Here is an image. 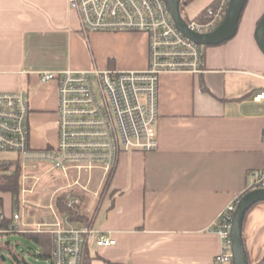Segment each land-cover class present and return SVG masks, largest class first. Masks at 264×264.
Masks as SVG:
<instances>
[{
    "label": "crops",
    "instance_id": "1",
    "mask_svg": "<svg viewBox=\"0 0 264 264\" xmlns=\"http://www.w3.org/2000/svg\"><path fill=\"white\" fill-rule=\"evenodd\" d=\"M220 1L195 0L186 9L189 20ZM263 15L264 0H248L236 36L204 48V74L161 75L159 147L120 153L91 213L97 233L116 244L97 247L91 241V257L94 245L102 264H215L222 248L216 221L250 192L251 173L264 168V101L254 99L264 90V54L255 37ZM148 48L142 33H85L69 0H0V92L28 93L36 149L58 142V83H42L40 73L143 71ZM16 157L8 161L19 162ZM93 178L96 193L106 178ZM0 211L14 214L10 193L0 192ZM244 238L251 263L261 262L264 203L249 214Z\"/></svg>",
    "mask_w": 264,
    "mask_h": 264
},
{
    "label": "built area",
    "instance_id": "2",
    "mask_svg": "<svg viewBox=\"0 0 264 264\" xmlns=\"http://www.w3.org/2000/svg\"><path fill=\"white\" fill-rule=\"evenodd\" d=\"M85 33H142L149 39L148 67L143 71L65 70L42 72V83H58V142L48 149L31 144L30 101L25 91L0 92V153L16 154L23 170L48 166L69 178L84 171L92 177L94 170L102 176L116 168L122 151L148 153L156 151L159 140V81L165 73L202 75L204 46L187 38L175 24L167 0H69ZM230 0H221L217 9H210L204 20L186 22L197 34L215 32L223 23ZM255 101H264V90ZM250 191L264 190V168L252 172ZM97 195V194H96ZM240 199L229 206L216 221L213 231L220 237L222 248L215 264H233V218ZM66 207L77 212L84 209L83 197L68 192ZM0 236L28 232L21 216L8 218L0 211ZM57 222L38 225L52 228L53 253L50 264H83L91 241L97 247H111L116 241L97 233L92 225L72 226ZM64 223V222H63Z\"/></svg>",
    "mask_w": 264,
    "mask_h": 264
},
{
    "label": "rangeland",
    "instance_id": "3",
    "mask_svg": "<svg viewBox=\"0 0 264 264\" xmlns=\"http://www.w3.org/2000/svg\"><path fill=\"white\" fill-rule=\"evenodd\" d=\"M186 19H189V15L185 10ZM211 47V46H210ZM59 105V102H58ZM58 129V128H57ZM17 155L8 152L0 153V161H8V159H15ZM22 167V166H21ZM22 176V198L20 203V209H15L13 213H18L21 216V221L24 222L26 227L24 230L28 232L39 229L38 225H51L57 222L63 223V218L59 212L57 206V199L60 196L65 195L64 200H60L64 205L66 196L68 192H75L80 194L83 197L85 202L84 212L95 210V207L101 202L104 197L107 188L101 190H96L94 193V187L97 179L93 178L92 180L88 178L89 172L84 171L82 173V178L77 179V172H70L69 178H64V175L53 171L47 166L38 167L36 169L29 168L23 170ZM112 173V172H111ZM108 174L107 178L110 176ZM97 174H103L102 171L94 170L92 173L93 176L97 177ZM106 178V179H107ZM93 190V191H92ZM97 194V195H96ZM5 211H10V199L9 197H4ZM83 212V211H82ZM81 212V213H82ZM93 218V217H92ZM92 218H90L92 220ZM90 222V221H89ZM27 223V224H26ZM29 223V224H28ZM74 226H89L87 223L73 222ZM30 225H32L30 227ZM52 228L50 226H44L41 228V231H50ZM9 241L15 250L24 257L31 264H50V261H41L33 256L31 253L40 252L39 247L36 246L29 239L25 238L21 234H9L7 237H0V244ZM91 252L93 257L97 258V247L91 245ZM6 257V260L2 264H14L7 256V253H4L0 250V258ZM93 264H102V262L96 260Z\"/></svg>",
    "mask_w": 264,
    "mask_h": 264
},
{
    "label": "water",
    "instance_id": "4",
    "mask_svg": "<svg viewBox=\"0 0 264 264\" xmlns=\"http://www.w3.org/2000/svg\"><path fill=\"white\" fill-rule=\"evenodd\" d=\"M181 2L182 0H167L168 9L178 29L190 40L209 47L221 45L236 36L248 0H230L223 23L215 32L206 35L194 33L188 28L181 14ZM255 37L264 54V15L258 23ZM259 203H264V190H254L244 194L237 205L232 229L233 264H249L244 244V220L250 209Z\"/></svg>",
    "mask_w": 264,
    "mask_h": 264
},
{
    "label": "trees",
    "instance_id": "5",
    "mask_svg": "<svg viewBox=\"0 0 264 264\" xmlns=\"http://www.w3.org/2000/svg\"><path fill=\"white\" fill-rule=\"evenodd\" d=\"M195 0H182L181 2V14L186 22H189L190 20L185 16V10L187 7L192 4ZM219 5L212 4L210 7H208L205 11H203L198 17H196L195 20H204L205 16L208 14V11L210 9H217ZM21 164L19 162H9V161H0V192L3 193H10L13 197V204L15 209H20V203L22 198V176L23 172L21 169ZM113 176V171L110 174V176L105 180L104 182V188L109 187L110 181ZM65 195L60 196L57 199V206L59 208V212L62 217H67V219L70 222H79V223H87L88 225H91L94 220V215H89L85 212H77L72 209H68L66 207V204L64 205L61 203L60 200H64ZM256 206V205H255ZM255 206L250 209V211L247 213L246 218L244 220V228L247 221V218L249 214L252 212V210L255 208ZM93 217V218H92ZM92 218V220L90 219ZM90 221V222H89ZM9 224V220L5 222H1L0 226L5 227ZM22 236L29 239L31 242H33L36 246L39 247L40 252H34L31 253L33 256H35L37 259L41 261H51L52 259V253H53V235L49 231H30L26 233H22ZM1 238L7 237V235H1ZM244 244L246 247V254L249 261V264H252L249 257V252L246 244V240L244 238ZM0 250H2L4 253L8 254V258L14 263V264H31L29 263L24 257H22L15 248L11 245L9 241L0 244ZM6 260V257L0 258V264H2L3 261ZM96 258L91 257L88 250L85 252L83 264H93ZM257 264H264V259L257 263Z\"/></svg>",
    "mask_w": 264,
    "mask_h": 264
}]
</instances>
